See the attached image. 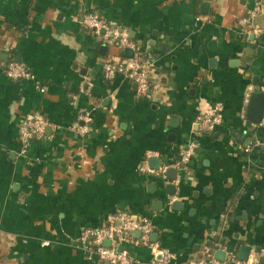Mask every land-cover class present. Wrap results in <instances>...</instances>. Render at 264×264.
Returning a JSON list of instances; mask_svg holds the SVG:
<instances>
[{
  "label": "crops",
  "instance_id": "0c3cea01",
  "mask_svg": "<svg viewBox=\"0 0 264 264\" xmlns=\"http://www.w3.org/2000/svg\"><path fill=\"white\" fill-rule=\"evenodd\" d=\"M259 2L0 0V264H106L80 238L118 212L152 222L151 239L171 253L169 264L216 259L218 250L222 264H235L229 254L238 259L243 246L264 264V146L242 149L264 143V122L253 124L244 106L264 92V34L237 25ZM87 14L153 56L148 96L124 77L104 78L106 62L129 56L86 29ZM256 23L264 27V12ZM10 63L34 79H8ZM86 79L91 89L82 94ZM218 103L220 125L198 129V115ZM82 109H94L86 137L70 129ZM36 117L48 127L24 155L19 129ZM190 142L195 156L182 171L172 168ZM146 160L178 171L177 180L142 174ZM131 238L116 248L134 264L162 261L135 244L140 233Z\"/></svg>",
  "mask_w": 264,
  "mask_h": 264
},
{
  "label": "built area",
  "instance_id": "2783aa9c",
  "mask_svg": "<svg viewBox=\"0 0 264 264\" xmlns=\"http://www.w3.org/2000/svg\"><path fill=\"white\" fill-rule=\"evenodd\" d=\"M264 12V5L257 3L249 12L247 18L241 19L237 25L244 28L255 35H263L264 27L257 24L256 20L260 14ZM83 25L102 39L104 43L117 45L122 49H129L131 56L127 57L122 62L109 61L103 65L104 78L113 80L118 76L124 77L136 86L137 92L142 96H148L152 89V72L155 67V61L150 53L145 52L142 47L135 41L131 40L127 31L120 27L109 24L105 19L96 14H87L84 16ZM6 77L13 81L33 80L34 75L29 69L20 63H10L5 71ZM89 79L82 82L80 92L87 94L91 89ZM39 88V86H38ZM43 91V88H40ZM250 103V96L245 99V109ZM244 109V110H245ZM94 109H82L79 115L71 125L72 132L81 137L88 136L92 131L94 121ZM223 111V105L218 103L212 110H208L196 118V126L198 129L209 132L213 131L221 123L220 114ZM246 111L243 113L245 118ZM264 122V119H263ZM48 127V121L44 117L31 118L22 123L19 129V140L22 147L21 153L26 154L32 142L41 138L45 134ZM264 146L261 141H251L245 147H242L245 153H250L254 148ZM197 152V145L194 142L188 143L186 147L180 149V161L173 165L172 168L182 171L189 164L191 159ZM169 167H164L158 170L149 166L146 160L140 166V172L145 175L154 177H165ZM117 222L122 223V227L116 226ZM140 233V238L134 240L136 245H141L150 249L155 254H162L163 259L157 264H169L172 259L171 253L163 249L158 242H153L151 239L153 233V224L150 220L131 215L126 212H118L111 215L107 219V224L100 228H84L81 234V240L88 244V252L90 256L97 257L100 261L106 264H134L133 258L125 250H118L116 247L120 241L131 242V235ZM105 241L111 243L110 247L105 246ZM48 244V243H47ZM229 260L235 264H257L258 258L247 262L240 261L235 255L229 254ZM198 264H222L213 256H207L199 260Z\"/></svg>",
  "mask_w": 264,
  "mask_h": 264
},
{
  "label": "water",
  "instance_id": "95a60500",
  "mask_svg": "<svg viewBox=\"0 0 264 264\" xmlns=\"http://www.w3.org/2000/svg\"><path fill=\"white\" fill-rule=\"evenodd\" d=\"M209 4L210 3L205 2L202 4V7H204V9H208ZM125 54L128 56H131L132 53L129 49H125ZM247 117L255 125H260L262 123V121L264 119V92L252 93L250 103H249L248 108H247ZM167 175L169 176L168 179L170 181H172V182L176 181L178 178V171L170 169L169 171H167ZM168 187L172 189V192L169 193L168 195H172V196L175 195L176 194V187L173 185L168 186ZM168 187H167V189H169ZM120 227H122V223L120 224ZM152 236H154V235H152ZM105 246L109 247L110 242L105 241ZM253 250L254 249L252 247H248V246L241 247L238 259H240L244 262H247L249 257H250V254ZM215 256H216V259L219 261L223 262L226 260V253L224 251L218 250L216 252Z\"/></svg>",
  "mask_w": 264,
  "mask_h": 264
}]
</instances>
